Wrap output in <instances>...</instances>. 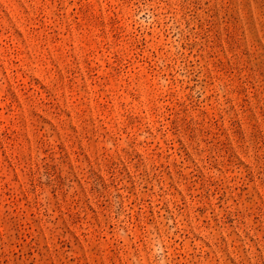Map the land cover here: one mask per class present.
Segmentation results:
<instances>
[{
    "label": "rangeland",
    "instance_id": "obj_1",
    "mask_svg": "<svg viewBox=\"0 0 264 264\" xmlns=\"http://www.w3.org/2000/svg\"><path fill=\"white\" fill-rule=\"evenodd\" d=\"M0 264H264V0H0Z\"/></svg>",
    "mask_w": 264,
    "mask_h": 264
}]
</instances>
